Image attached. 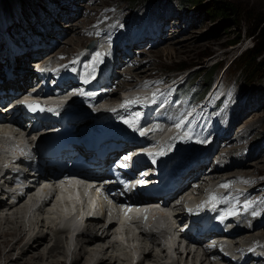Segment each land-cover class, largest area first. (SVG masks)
<instances>
[{
  "label": "rangeland",
  "instance_id": "374dc122",
  "mask_svg": "<svg viewBox=\"0 0 264 264\" xmlns=\"http://www.w3.org/2000/svg\"><path fill=\"white\" fill-rule=\"evenodd\" d=\"M23 1L24 0H0V10H3L4 14H7V9L5 7L8 6L10 10H13L14 13L17 14V21L22 22L23 24H20L21 28L16 25L18 27L16 32H19L20 36L26 37V39L29 41L34 37L32 35H28L29 32L26 31L27 28H30L34 31H40V34L43 33L42 28L44 26L47 29H53L52 31L55 32H50V30H48V34L51 36L54 35V40L57 41V45L53 46V48L50 50L52 51V53H50L49 55H52L55 58L57 57V54L63 50L70 52L79 49L81 45L86 46L88 42L93 38L92 35L89 36L87 34L89 30L92 29L93 25H95V23L99 22V24H103L105 23V21L110 20L116 16L117 19L113 20V22L119 24V17L117 16L116 11H118V13H121V18H123L126 23L127 19H129V14L131 16V14L134 13L133 11H138L144 4H148V7L142 8L140 12L145 11L150 17H153L154 15L160 16V24H163L164 21L168 24V28L164 30V34L161 35L162 42L155 47H151L150 51L146 48L138 47L139 50L145 49L147 53V56L141 58V61L144 64H139L136 66V68H133L132 66L128 68L123 76L124 80H129L128 78H126L127 75H133L132 77L137 76V74H139L137 70L139 69L141 70V72L146 70L144 73H142L143 76L147 75L150 72L152 73V76H158L155 73L156 71L162 72L160 76L175 75L176 73H179L181 74V78L188 75L192 76L190 78L191 80H189L184 86L185 89H187L188 87L190 89L193 86V83L198 82L203 88L202 83L204 81H211V78L213 77L216 82L217 79L222 74H224L226 78L221 80V88L230 89L231 93H233L235 97L240 99L245 96V94L248 95V98L244 99L240 103L243 105L245 111L243 119H241V121L237 123V118L234 117L228 124L229 126L231 125L229 131L232 132L233 130L231 139L232 137L237 135V132L235 133L234 131H236L239 127L242 128V139L252 136L251 142L253 143V151H249L245 156L240 155V159H243V164H237V167L243 165L244 167L241 166L242 168L250 170V172L245 173H249L257 177L256 180H258V185H264V77H258L256 79H253L251 77L246 78L245 76L240 74V72H236L235 74L233 72V69L229 70L227 68L242 50L252 45L253 42L251 38L244 33L246 29H249L252 26L250 17L257 14L260 17H264V0H231L232 2L236 3L240 10L239 15L236 17L230 15L225 17H212L211 15H209L207 12L211 8L210 5L213 4L214 0H200V2H197V0H162L163 2L161 4H158L159 0H27L28 5L26 6V11L29 13L30 18L32 19L28 20L27 23H25L26 21H24V18L21 17V13L18 12V7L20 6L19 3L22 4ZM33 2L35 4H42L43 6H46L48 8H44V12L46 13L47 18L43 16L44 13H42L41 7H37L33 4ZM23 15L24 17H26V13H23ZM6 20H8V16L6 17ZM91 20H93L94 23ZM235 22H237V25L235 24ZM39 27L41 29H39ZM240 32L242 40L236 45H230L232 39L239 35ZM52 41L53 40L47 41L44 45H51ZM3 47V40H1L0 38V61L6 58V56L4 55L5 51L3 50ZM25 55V58H27V55L31 54L27 53ZM18 57V62L21 63L22 66L27 67L29 70L35 68L34 65L38 66L40 64L35 62L36 60H39V58L32 57L30 59H27V62L25 63V60L20 58V55ZM51 57L43 56V60H41L40 62L48 60ZM119 57H123V59L126 58V60L124 61L125 63L126 61H131L132 59L131 56H125L123 53L119 55ZM119 59L120 58H117L118 61ZM137 61L140 63V60ZM221 61L224 64L217 71V67H215V64ZM122 63L123 61L120 64ZM120 64H118V66ZM0 65L4 64L0 62ZM185 65L190 66L184 70H176L177 68ZM116 67L117 66H115V69ZM27 68L25 69L27 70ZM224 69L228 70H225L226 72L224 73ZM195 77H200L201 81H196ZM19 81H21L20 83H22L23 80ZM123 85L125 86V84ZM166 92L167 90L164 91V93ZM214 100L215 97L211 101V106L214 105ZM224 105L228 106V101L224 103ZM220 113L221 111L216 113V120L220 118ZM225 115L227 114L225 113L224 116ZM244 148H242L241 150H243ZM241 150L239 154L243 153V151ZM234 152H236V150ZM256 152L257 154H255ZM232 153V150L228 152V154ZM237 167L234 168V171L227 170V172H234L233 174L242 172L238 171ZM228 173L226 174L229 175ZM250 193L256 194L257 191L252 190ZM261 204L262 203H259V205ZM33 215L31 217L35 218V221L39 220L43 216L42 213L39 212H35L33 213ZM16 216H11L15 218V223L19 222V218H16ZM37 217L38 219H36ZM169 217V220L174 221L171 215ZM24 224L26 225L24 226L26 228V231H29V229L33 228V225H30L31 219L25 220ZM256 228L257 229H254V232L252 234L264 235V230L262 229L264 228V226H257ZM45 230L47 231V228H45ZM54 231L55 233L52 230H49L48 241H46L47 244L45 243V245L48 246V242H50L49 245L52 246L55 240V234H57V236L63 239L64 249L62 248V250H65L69 253L66 263L64 264H77L72 262V252L74 251L77 241H79V237H77V235L71 237V235L65 231L61 233H59L57 230ZM114 231L115 228H112L111 236L106 239L107 243L110 240L113 243L115 242L116 237ZM248 233L251 234V232ZM99 234H101V232ZM66 237H68V240L66 239ZM244 240L248 241V237H245ZM114 244H116V246L118 245L119 247V244H117V242ZM142 244H147L149 249L153 250L152 255L147 256L144 264H156V259H158V261L163 260L165 261L164 263L169 264L172 258H175L177 261V256L179 257L180 255L177 254V252L175 253L174 249H166L163 252L162 245L153 243V241L150 239H143L142 236H136L127 240V246L124 249V252L126 254L125 257H132L134 259L130 264H141L138 262L140 251L138 252L137 248L141 247ZM262 244L260 248L263 249L262 253H264V246H262ZM45 245L42 246L43 250ZM34 247H36V245ZM78 248L79 245L77 249ZM95 248L101 247L99 246V244H97L95 245ZM109 250L111 251V248ZM182 250H184V247ZM58 251L59 250H56V253L48 252L47 256L44 257L38 256L39 251H33L34 253L28 252L27 258L37 261L41 260L40 262L47 263L51 259H56L57 254L60 258H64L63 251H61V249L60 252ZM110 251H108V253H110ZM51 253L53 256H51ZM17 255L18 249L15 250L13 256L17 257ZM98 255L101 256V254ZM165 255L167 256L165 257ZM136 256L137 259L135 258ZM141 257H143V255H141ZM86 258L87 255H83L80 263L78 264L84 262V259L86 260ZM42 259L45 260L43 261ZM179 260V264H193V261L200 264L201 262V259L200 261H198L199 258L194 259L192 254H189L187 257L184 254L182 261L181 258H179ZM119 262H123V260L121 259ZM204 264H209V261L205 260ZM213 264H220V262H213Z\"/></svg>",
  "mask_w": 264,
  "mask_h": 264
},
{
  "label": "bare ground",
  "instance_id": "6f19581e",
  "mask_svg": "<svg viewBox=\"0 0 264 264\" xmlns=\"http://www.w3.org/2000/svg\"><path fill=\"white\" fill-rule=\"evenodd\" d=\"M116 19H117V17L115 16L114 18L106 21L103 24H99V22L95 23V25H93L92 29L89 30L87 35H89V36L92 35V36H96V37L100 38V36L106 30V28L108 26H110L112 23H114L113 20H116ZM91 21H93V20H91ZM93 23H94V21H93ZM52 30L53 29H51L50 32H55ZM43 35L44 34L41 33V36H43ZM101 41L102 40L100 39V42ZM97 48H98V46L91 49V50H87L84 54V57H90L97 50ZM47 50L48 49L40 50V51H38V53H40L41 51L46 52ZM116 50H118V49H116ZM122 53L124 54V52H122L121 50L117 51V55H118L117 58H120V59H119V61L118 60L116 61L115 66H118V64H120L122 61L124 62L126 60V58L123 59V57H119V55H121ZM28 54H32V53H28ZM25 57H26V55H22V57H20V58L25 60V63H26L27 59H30L33 56L27 55V58H25ZM4 59L6 60L7 58H4ZM18 60H19V58H18ZM18 60L16 59L13 62L12 66L15 68V73L17 75L15 77V82L18 84V88L21 89V88H24V85L26 84L27 75H30L34 69L29 70L27 67L22 66V64L19 63ZM41 60H43V59L41 58L39 60H36L35 62L39 63ZM7 61H8V59H7ZM139 64H141V63H139ZM139 64H136L132 67L136 68V66ZM31 65H32V63H31ZM2 67H3V65H0V69ZM25 68H27V70ZM137 71L139 72V74H137V76L141 77L142 73H144L146 70L141 72V70L139 69ZM132 76L127 75L126 78H128L129 80H132ZM1 77L2 76H0V78ZM19 80H23L22 83H20L21 81H19ZM120 85H122V83L118 84V89L120 88ZM161 92H163V91H161ZM111 99H116V97L111 96ZM139 107L141 108L142 105H139ZM230 127H231V125L230 126L227 125V127H225V129H224V133H227L229 131ZM197 136H198V138H202L201 134H197ZM223 136H225V135L223 134ZM224 141H226V139ZM234 151L232 154H229V155H231V157L234 159L236 164L238 162H239V164H243L242 163L243 159L242 160L240 159V154H239L240 151H238V150H236V152H234ZM241 151H243V150H241ZM213 161H214V159L212 158L210 160V162L207 163L208 164L207 168H209L213 164ZM207 164L203 165L202 167L203 168L206 167ZM241 166H243V165H241ZM241 166L237 167L238 171H242L243 173L250 172V170H247L246 168H242ZM227 170H228L227 165H223L220 169H218V166L217 167L214 166L210 171L205 168V172L202 175L203 176L209 175L208 180L220 182V178L223 177V175H225L226 173H228ZM194 171H195V169L193 170V172ZM231 171H234V168ZM230 173L232 174V172H230ZM230 173H228V174H230ZM194 176H195V174L192 175V177H194ZM203 176H201V177H203ZM203 180H205V179H203ZM187 183L190 184V181H188ZM217 186L219 187V185H217ZM252 190H254V188L250 189V192ZM183 193L184 192H182L180 195H183ZM23 198L24 197H22V199ZM185 200L186 199L183 200L181 198L180 202L185 201ZM174 209H178V210L175 211ZM171 210H172V213H170ZM167 211L173 219L174 218L176 219L173 221L174 223H172L175 226L179 220L183 219V214H182L183 211L177 205L174 207H169ZM39 213H40V211H39ZM41 213L43 216L37 221H35V218H32V217L29 218V219H31L30 225H33V228L29 229V231H26V228L24 227V226H26L24 224L25 219L21 218V216H16V218H19V222L15 223L14 222L15 218L9 216L8 214L3 215L2 213H0V264H32V263L33 264H64V263H66V260H67L69 253L65 250H62V248L64 249V243H63V239L61 237H59V236H57V234H55V240H54V243L52 246L49 245L50 242H48V246H46L45 243H46V241H48L49 230H52L54 233H55L54 230H57L59 233H61L64 231L66 232L67 229L57 227V224L59 223V221L55 215L47 214L46 211H45V213H43V212H41ZM169 218L170 217H167V220L165 218L164 222L170 225V223L168 222V221H170ZM36 219H38V217ZM253 219H256V220L252 222ZM94 222L95 223H92L90 225L89 224L86 225V227L83 228V231L77 235V237H79V241H77V244L74 248V251L72 252V254H73L72 262L77 263V264L80 263V260L82 259L83 255H87V258H86V260L84 259V262H81V264H130L131 262H133L134 259L132 257H131L132 260H131V258L125 257L126 254L124 252V248H120V247H118V245L116 246V244H114L118 241H115L114 243L111 240L108 241V243L106 242V239L109 238L112 234L111 233L112 228H115L116 226L113 223L107 224L104 220L94 221ZM183 225L184 224H181L179 222V225H177L178 229L176 227L175 230L180 231V229ZM163 226H164V223H160V224H158L157 227L146 230L144 233L141 234V236L143 237V239H150L153 241V243H156L158 245L163 246V239L165 238V235L163 233V230H164ZM257 226H264V215H263V213L248 218L247 224H243L237 228L238 234L235 237L237 239H243V241L245 243H251L252 240L261 239L264 237V235L252 234L254 232L253 230L257 229L256 228ZM45 228H47V231L45 230ZM262 229L264 230V228H262ZM100 232H101V234H99ZM248 232H251V234H249ZM114 233L116 235V231H114ZM246 233H248V234H246ZM69 234H70V232H69ZM245 237H248V241L244 240ZM66 239L68 240V237H66ZM174 243L175 242H173V244ZM97 244H99V246L101 248H95V245H97ZM35 245H36V247H34ZM44 245L46 248L44 247V250H43L42 246H44ZM78 245H79V248L77 249ZM262 246H264V243L262 244ZM110 248H111V251L109 250ZM179 248H180L179 244L177 245V247L174 248L175 253L177 252V254L181 255V256L179 255V257L177 256L178 262L176 261L175 258H172V260L169 264H179L180 263L179 258H181V261H182L184 254L186 255V257L190 254V251H188L187 247H184V250H181ZM16 249H18V255H17V257H14L13 255H14ZM60 249H61V251H63V257L64 258H60L59 255L57 254L56 259H51L47 263L46 262L42 263V262H40L41 260L37 261L34 259L31 260L30 258H27L28 252L34 253L33 251H39L38 256L44 257V256H47L48 252H55L56 253V250H59L58 252H60ZM137 249H138V252L140 251L139 256H138V258H139L138 262L141 264H144L147 256L152 255L153 250L149 249L147 244H142V246L138 247ZM166 249H167V247L163 246V252ZM262 250L263 249L260 248V249L256 250L255 252L250 253L252 255L257 256L256 262H258L259 264H262L259 262L261 258L258 257V255L262 253ZM108 251H110V253H108ZM102 253H103V256H102ZM98 254H101V256H99ZM61 255H62V253H61ZM141 255H143V257H141ZM155 255H156V253H155ZM197 255H200V253L198 252ZM51 256H53L52 253H51ZM166 256L167 255H165V257ZM121 259L123 260V262H119ZM205 260L209 261V264H213V262L210 260V256H208V259H204V260L201 259L200 264H204ZM249 260H251V259H249L248 257H245L244 259L241 260L240 264H248ZM156 261H157L156 264H166V263H164L165 261H163V260H162L163 262L158 261V259H156ZM193 264H198V263L193 261Z\"/></svg>",
  "mask_w": 264,
  "mask_h": 264
},
{
  "label": "trees",
  "instance_id": "16d2710c",
  "mask_svg": "<svg viewBox=\"0 0 264 264\" xmlns=\"http://www.w3.org/2000/svg\"><path fill=\"white\" fill-rule=\"evenodd\" d=\"M27 1V0H24ZM200 2V0H197ZM211 8L207 12L212 17L218 16H238L240 10L236 3L231 0H214ZM252 23L251 28L245 30V35L249 36L252 40V45L245 48L239 55L231 62L227 67L229 70L233 69V72H240L243 76L256 79L258 77H264V17H260L258 14L250 17ZM237 25V22H235ZM242 40L241 32L235 38L232 39L230 45H236ZM223 62L215 64L217 71L223 66ZM190 65H185L177 68L176 70H184ZM227 69V70H228ZM226 70V71H227ZM209 81V82H208ZM204 81L205 84L211 83L210 80Z\"/></svg>",
  "mask_w": 264,
  "mask_h": 264
},
{
  "label": "snow or ice",
  "instance_id": "6c2138e0",
  "mask_svg": "<svg viewBox=\"0 0 264 264\" xmlns=\"http://www.w3.org/2000/svg\"><path fill=\"white\" fill-rule=\"evenodd\" d=\"M109 44H110V41H109ZM102 55L103 54L101 52H99V51L95 52L94 55H93L92 61L89 62V64L85 65L86 68H90L91 69V72H89L88 75H91V74H93L95 72L96 65L98 63L102 62V59H101ZM87 82H88V80H87V78H85L84 83H87ZM141 102L142 101H141L140 97H136L134 99H126L120 106L121 107H125V106L130 105V104L141 103ZM22 103L26 104L31 111H38V110L39 111H44L45 110L43 107L39 106V102L38 101L25 100V101H22ZM48 110L51 111V109H48ZM112 110L115 111V109H112ZM139 117H140V113H135L133 118H131L129 120H125L124 122L129 124V125H131V126H133V127H136ZM183 124H184V120H183V118H181L179 121H177L175 123V127L177 129H179V128H181L183 126ZM141 134L142 135L144 134L143 131H141ZM164 154L165 153L163 151H160V152H157V153H148L149 156L164 155ZM124 159L127 160V159H129V157H125ZM153 162H155V160H153ZM121 166L123 167L125 165L121 164ZM245 182H247V181H245ZM229 186H230L229 183H222V184L219 185V187H221V188H228ZM125 187H128V185L126 184ZM216 199H217L216 194L215 193H210L209 194V201H207V202H213ZM253 203H254V201H251V200L244 201L245 210H247V208L251 207V205ZM236 214H237V212L235 210V207H233V208L226 209L224 211V213L218 218L223 220V219L226 218V216L236 215ZM252 215L253 216L258 215V213L253 211ZM145 219H147V217H145Z\"/></svg>",
  "mask_w": 264,
  "mask_h": 264
}]
</instances>
